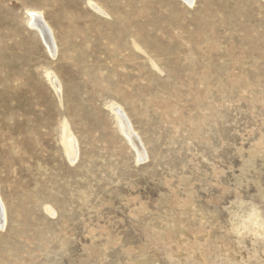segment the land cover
Returning a JSON list of instances; mask_svg holds the SVG:
<instances>
[{
    "label": "rangeland",
    "instance_id": "1",
    "mask_svg": "<svg viewBox=\"0 0 264 264\" xmlns=\"http://www.w3.org/2000/svg\"><path fill=\"white\" fill-rule=\"evenodd\" d=\"M0 200V264H264V0H0Z\"/></svg>",
    "mask_w": 264,
    "mask_h": 264
},
{
    "label": "bare ground",
    "instance_id": "2",
    "mask_svg": "<svg viewBox=\"0 0 264 264\" xmlns=\"http://www.w3.org/2000/svg\"><path fill=\"white\" fill-rule=\"evenodd\" d=\"M193 1L194 0H185V2H187L189 4H193ZM30 26L33 29L37 30L38 33L41 35L42 41L44 42L47 50L49 51V54H51V56H55L57 50H56V44L54 41L52 31H51L50 27L48 26V24L45 23V21L43 20V16L40 13H36V12L31 13V15H30ZM48 78H49L48 81H50L51 84H53L56 87L57 83H56L54 77L49 75ZM114 111L116 112L117 117L120 121L122 131L128 136L130 141H132L134 143V145L137 146L136 142L134 141V137L132 135V132L129 129L128 122H127V119H126L124 113L119 108H115ZM68 143H69L67 145L68 150H70L71 153L75 154L76 150H75L74 144L70 143V142H68ZM4 223H5V208H4V206L0 200V227H3Z\"/></svg>",
    "mask_w": 264,
    "mask_h": 264
}]
</instances>
